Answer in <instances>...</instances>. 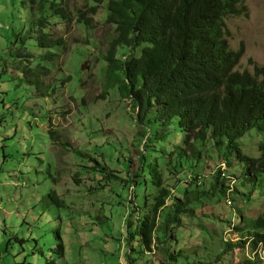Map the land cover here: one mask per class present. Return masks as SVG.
I'll return each instance as SVG.
<instances>
[{"label":"trees","instance_id":"obj_1","mask_svg":"<svg viewBox=\"0 0 264 264\" xmlns=\"http://www.w3.org/2000/svg\"><path fill=\"white\" fill-rule=\"evenodd\" d=\"M73 1H21L29 13L28 28L9 42L13 69L39 92L59 52L67 50L68 42L59 36L62 28L75 24L92 31L99 15L114 28L101 65L106 89L117 91L131 106L139 128L132 143L137 156L134 160L133 152L120 154L125 167L121 177L97 158L75 153L93 165L87 171L120 186L117 203L127 214L122 239L129 264L145 253L160 255L158 264H189L188 256L176 250L184 219L196 218L197 210L209 203L222 206L225 197L226 202L232 196L249 201L250 188L264 193V69L256 68L253 75L236 71L243 49L228 48L223 22L244 10L242 0H84L71 13ZM85 43L76 56L83 57L87 45H95L89 38ZM252 130L262 138L259 157L241 148V139ZM49 134L53 138L51 130ZM212 149L228 168L233 160L241 166L235 189L221 168L211 180L203 179V159L214 156ZM238 182L248 193L237 188ZM129 192L134 197L125 199ZM49 197L53 205L69 209L56 192ZM106 217L95 220L104 226ZM239 218L230 232L240 239L229 242L222 236L216 262L221 255L228 257L229 250L240 249L237 264H263L245 244L253 252L257 244L264 246V213ZM222 222L229 230L231 222ZM62 246L64 255L63 243L56 250ZM194 255L195 264H204Z\"/></svg>","mask_w":264,"mask_h":264},{"label":"rangeland","instance_id":"obj_2","mask_svg":"<svg viewBox=\"0 0 264 264\" xmlns=\"http://www.w3.org/2000/svg\"><path fill=\"white\" fill-rule=\"evenodd\" d=\"M21 1L0 0V264H129L122 239L127 214L117 203L120 186L87 171L93 165L75 153L97 158L121 177L125 167L120 154L133 152L134 160L137 156L132 143L139 128L131 106L117 91L106 89L101 65L114 28L105 25L100 15L92 31L75 24L62 28L59 36L68 42L67 50L59 52L38 92L12 66L9 42L28 28ZM83 3L74 0L70 12L80 10ZM246 5L247 18H229L225 24L229 48L237 51L242 45L244 49L238 70L252 73L254 65L264 68V0H246ZM87 38L95 45H87L83 57L76 56ZM260 139L253 130L241 140V148L257 157ZM96 145L100 149L94 150ZM211 152L214 156L205 154L200 170L205 181L223 163L215 149ZM232 165L229 172L238 178L242 168L234 160ZM237 188L248 193L239 182ZM250 191L249 201L232 196L229 205L225 197L222 206L209 203L197 210L196 218L184 219L176 250L188 256L187 263L195 264L194 253L204 264L242 260L240 249L229 250L230 258L221 255L218 262L216 257L223 248L222 235L229 242L237 236L225 231L228 226L222 221L238 223L240 215L255 219L264 213V193L258 188ZM55 192L68 210L52 204L49 196ZM124 195L134 197L130 192ZM104 215L107 226L95 220L99 216L105 221ZM60 243L64 255L63 246L56 250ZM138 258L134 264L161 260L154 253Z\"/></svg>","mask_w":264,"mask_h":264},{"label":"clouds","instance_id":"obj_3","mask_svg":"<svg viewBox=\"0 0 264 264\" xmlns=\"http://www.w3.org/2000/svg\"><path fill=\"white\" fill-rule=\"evenodd\" d=\"M242 5H243V8H244V10L243 11H241V12H239L240 14H238V15H235V16H228V17H226L225 19H224V25H225V31H226V33L228 34V36L225 38L226 39V42H227V44H228V39H229V37H230V35H229V33H228V31H227V27H226V20L227 19H229V18H247V14H248V7H247V5H246V0H242ZM28 16H29V13H28V11H26V17L28 18ZM228 48H229V45H228ZM240 48H242L243 49V46L241 45L240 46ZM239 48V49H240ZM230 49V48H229ZM238 49V50H239ZM231 50V49H230ZM237 50V51H238ZM232 51V50H231ZM233 52H236V51H233ZM243 55H244V49H243ZM243 55H242V57H241V59H240V61H239V64H240V62H241V60H242V58H243ZM139 57V56H138ZM239 64H238V66H237V68H236V71H238V72H240L239 70H238V67H239ZM256 68H260V67H258V66H253V71L255 72V69ZM260 69H264V68H260ZM243 72H247V71H243ZM243 72H240V73H243ZM254 72H252V73H249V74H251V75H253L254 74ZM253 131V130H252ZM251 132V131H250ZM249 132V133H250ZM248 134V133H247ZM246 134V135H247ZM245 135V136H246ZM244 136V137H245ZM243 137V138H244ZM261 137V136H260ZM242 138V139H243ZM241 139V140H242ZM261 140H262V138L260 139V141H259V144H260V142H261ZM243 150V149H242ZM245 153V152H244ZM246 154V153H245ZM248 155V154H247ZM259 155H260V152L258 151V156L257 157H259ZM250 156V155H249ZM252 157V156H251ZM219 168H221L222 170H223V175H225V176H227L230 180L228 181V183H230V188H233L234 187V189H235V185H236V180H237V177H236V175H234L233 173L231 174L230 172H229V169L230 168H228V166L226 165V163L225 162H223V163H221L220 164V166L218 167V169ZM227 204L229 203V205H232L233 204V201H232V198L230 197L228 200H227V202H226ZM232 207V206H231ZM237 223H235L234 221H232L231 222V226L229 227V230H228V228L225 230V231H227V232H230V231H232L231 230V228L234 226V225H236ZM233 232V231H232ZM235 234V233H234ZM236 235V234H235ZM223 236V235H222ZM224 237V240L226 241V240H228V238H225V236H223ZM236 238V240H235V242L236 241H238L240 238L238 237V236H236L235 237ZM229 240H230V238H229ZM249 244L248 243H246L245 244V247L247 248V250H248V253L251 255V256H257V258H258V260H260V262H262L263 264H264V255L262 254V251H263V249H264V246L263 245H259V244H257V247H258V249L256 250V251H250V249H249V246H248Z\"/></svg>","mask_w":264,"mask_h":264}]
</instances>
